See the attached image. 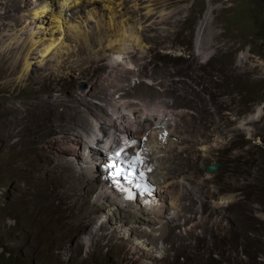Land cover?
Returning <instances> with one entry per match:
<instances>
[{"label": "rangeland", "instance_id": "1", "mask_svg": "<svg viewBox=\"0 0 264 264\" xmlns=\"http://www.w3.org/2000/svg\"><path fill=\"white\" fill-rule=\"evenodd\" d=\"M170 9H177L173 17L148 35L144 73L153 75L154 88L146 84V79H154L140 75V83L152 89L153 96L163 91L165 83L175 82L166 95L172 105L167 113L176 119L178 130L199 131L202 141L188 156L173 151L172 174L186 169L187 176H202L206 186L232 197L217 220L234 222L239 234L218 245L179 239L177 258L158 264H206L212 257L207 250L225 251L216 257L221 264H264V204L256 200L261 187L254 182L255 176L264 174V153L252 147V140L249 156L239 157L238 148L228 147L234 136L237 144L245 141L239 134V117L264 103V0H174ZM200 32L204 42H213L204 58L196 52ZM10 62L0 53V264H116L121 258L129 259L130 244L120 233L113 236L108 223L94 227L105 211L95 199L97 179L84 176L87 186H92L86 190L73 160L74 154L83 155L74 127L90 124L84 109L76 107L77 97L91 93L98 77L114 74L108 56L72 73H55L47 64H35L19 83L11 80ZM188 79L193 83L183 93H197L195 88L201 93L185 98L183 93L174 95ZM139 80L125 84L139 86ZM143 86L133 93L144 91ZM86 98L85 103L99 101ZM134 98L131 101L137 102ZM100 110L106 112L108 106ZM255 124L253 133L256 129V135H264V119ZM184 138L189 144L190 138ZM68 146L70 152L65 150ZM220 157L224 167L207 176L204 165ZM232 168L241 170L240 178L224 181V173ZM141 251L144 258L146 252ZM131 255L136 258L138 253ZM132 260L140 264V259Z\"/></svg>", "mask_w": 264, "mask_h": 264}, {"label": "bare ground", "instance_id": "2", "mask_svg": "<svg viewBox=\"0 0 264 264\" xmlns=\"http://www.w3.org/2000/svg\"><path fill=\"white\" fill-rule=\"evenodd\" d=\"M173 2L174 0H0V53L11 60L12 81L22 82L35 64L40 67L47 64L49 68L46 67L55 73H72L82 70L92 61L110 57L109 62L114 74L98 77L92 84L91 93H81L77 97L76 107L84 109V116H87L91 123L90 126L84 122L78 123L74 127L78 133L73 134L74 138L81 139L84 147L83 155L79 153L78 156L74 154L75 158L72 157L76 170L81 172L80 184L86 182L83 187L90 190L92 186H87L88 182L84 176L97 179L99 189L95 199L99 205H105L107 181L102 179V174L96 168L97 159L91 160L88 157L89 146L94 148L96 138L97 143L99 142L97 127L102 128L114 117L124 114V111L132 115L133 122L148 118L157 121L154 123L173 125L171 116L165 113L171 106L167 97L164 103L158 100L153 104L151 100H147V96H135L138 94L133 93L135 88L125 84L140 75L144 79H153L152 75L146 76L142 70L149 49L148 35L153 28H158L160 24L165 25L168 19L173 17L177 10L170 9ZM3 10L5 16L1 15ZM210 11L211 7L209 13ZM206 19L208 23L211 21L210 16ZM200 37L201 32L196 42V52L204 58L210 54L213 42L211 39L204 42ZM131 65H134V68ZM127 73L129 77L125 78ZM108 88L109 91H106ZM87 95L94 96L99 101L85 103ZM133 97L138 101H131ZM104 106H108V110L99 111ZM97 110L98 112L94 113ZM152 129L157 130L154 127ZM156 134L155 131L154 139L147 142L148 153L151 160L157 163L154 174L159 180L161 177L164 179V184L159 188V196L166 192L169 198L162 208L157 207V210H151L148 214H155L156 218L179 216L176 203L179 194L175 186L178 185V189L182 190L184 185L189 186L191 181L183 173H178L179 176L173 178L172 173L166 170L163 172L162 166L167 164L159 157L162 143L165 142L159 143ZM184 136L173 130L166 147L180 145L184 148L189 141ZM85 144H88L87 147ZM69 148L68 146L65 149L66 152H70ZM107 218L105 211L94 227H99ZM89 239L87 236L86 240Z\"/></svg>", "mask_w": 264, "mask_h": 264}, {"label": "clouds", "instance_id": "3", "mask_svg": "<svg viewBox=\"0 0 264 264\" xmlns=\"http://www.w3.org/2000/svg\"><path fill=\"white\" fill-rule=\"evenodd\" d=\"M108 60L110 61V57H108ZM146 66L147 61L145 60L143 71ZM131 67L134 68V65H131ZM145 73L151 74L148 72ZM137 78L140 79L138 81L139 86H137V84L134 86L128 85L134 88L143 86L140 83L142 78ZM154 82L155 79H146V84L149 86L153 85V88L155 85ZM192 83L191 79H188L187 82L184 83L185 88H179V92L174 93V95L183 93L185 89L188 91V85H192ZM157 84H159V82ZM173 84H175V82H170V85L165 83L163 91L153 93V96L150 95L152 89L143 86L144 91L138 93V95L143 94L149 97L151 102L155 104L156 101L163 97H167L166 95L173 91ZM195 89L197 93H201L198 88ZM187 91L181 94V96L185 98L197 94L193 92L187 93ZM167 100H170L169 97H167ZM171 107L172 105L165 110V113H167L168 109ZM224 109L225 108H223V110ZM141 110L142 108L140 107V111ZM145 110L148 112V108ZM263 119L264 103L257 111L248 114L244 112L239 117L237 126L240 130L239 134H244L245 141L237 144L238 137L234 136L230 139L231 141L228 146L232 150L238 148L239 157H241L242 154H248L249 156L248 148L250 140L253 141L252 147L256 145L257 149L264 153V135H256V129L253 133V127H256L255 123ZM170 121L173 125L154 123L157 121L148 118H143L140 122H133L132 115L124 111V114L119 117H114L111 122L104 125L102 128L98 126L96 130L99 142L97 143L98 140L96 138L94 141V148L89 146L90 151L88 157L91 158V160L93 158L97 159L96 168H98L99 172L102 174V179L107 181L106 187L108 188L105 189L106 200L103 207L108 214V218L102 224L108 223L112 235L115 236L117 232L120 233L131 247L129 250L130 254L127 255L129 259L121 258L116 264H136L132 258L134 260L140 259V264H144V262L145 264L163 263L171 258H177L179 239H186L195 243L203 242L209 245H218L223 244L228 239L236 237L239 234L238 227L234 222L226 221L221 218L217 220L219 216L225 213V207L229 206V202L232 201L230 198L232 197H223L225 195L219 193L213 186H206L202 176H187L186 169H181L179 173H183L189 177L191 184L187 186L188 188L184 185L185 188L182 190L178 189V185L176 186L179 194L176 203L180 215L175 217L156 218L157 216L155 214H148L151 210H157V207L158 209L162 208L169 198L166 192L159 196V188L164 184V179L161 177L159 180L154 174L157 163L151 160V155L148 153L147 142L150 139H154L155 131L157 132V141L159 143L165 142L162 143L161 156L159 157L167 164L166 166H162L163 172L166 170L172 173L173 167H171V159L174 150L179 154L186 153V156H188L190 153L197 150V145L202 141V134L199 131L192 132L186 130L185 132H181L178 130L177 121H175L172 116ZM215 126H219L218 122L215 123ZM152 127L157 130L153 131ZM173 130L190 138V142L192 143L190 144L189 142L187 147L190 146L191 149H185L180 145H172L171 148L166 147V142ZM85 145L87 147L88 144ZM205 149L207 150V147H205ZM91 150H93V152ZM94 151L96 153H94ZM137 154L140 156L141 163L138 165L136 180L132 185H129L125 180V174L130 170L129 162L135 158ZM182 156L183 159L186 158L184 155ZM251 158L252 156L249 160H251ZM224 165V157L212 159L204 165V172L207 176L217 174ZM118 169L122 172L120 176L115 174ZM141 171L144 173L143 178H140L138 175ZM177 175L178 173L173 174V178ZM240 176L241 170L239 171L237 168L228 169L224 173V181H233L240 178ZM254 182H257L259 187H261L256 200L264 204V174L261 173L255 176ZM199 183L201 185H199ZM136 184H138L139 187H136ZM223 198H226L225 201ZM227 199H230V201ZM214 204L218 205L215 207ZM142 211L146 214H143ZM110 222L116 226H113ZM141 250L146 252L144 258L139 254V252H143ZM135 252L138 253L136 258L131 255V253ZM207 252L212 253V257H210V260H207L206 264H221L216 257L224 255L225 251L207 250ZM243 253L250 258L247 250ZM107 256L111 257V255ZM261 257V260L264 261V253Z\"/></svg>", "mask_w": 264, "mask_h": 264}, {"label": "snow or ice", "instance_id": "4", "mask_svg": "<svg viewBox=\"0 0 264 264\" xmlns=\"http://www.w3.org/2000/svg\"><path fill=\"white\" fill-rule=\"evenodd\" d=\"M141 163V160H140V156L139 154H137L135 156V158H133L130 162H129V171H127V173L125 174V180L127 181V183L129 185H132L134 183V181L136 180L137 178V170H138V165ZM117 176H120L122 175V172L121 170H117L116 173H115ZM139 177L140 178H143L144 176V173L141 171L138 173ZM136 187H139L138 184H136Z\"/></svg>", "mask_w": 264, "mask_h": 264}, {"label": "water", "instance_id": "5", "mask_svg": "<svg viewBox=\"0 0 264 264\" xmlns=\"http://www.w3.org/2000/svg\"><path fill=\"white\" fill-rule=\"evenodd\" d=\"M214 169V168H213Z\"/></svg>", "mask_w": 264, "mask_h": 264}]
</instances>
